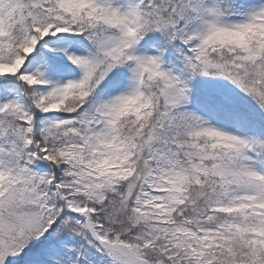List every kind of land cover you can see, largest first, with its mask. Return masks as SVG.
I'll return each instance as SVG.
<instances>
[{"label":"snow or ice","instance_id":"6c2138e0","mask_svg":"<svg viewBox=\"0 0 264 264\" xmlns=\"http://www.w3.org/2000/svg\"><path fill=\"white\" fill-rule=\"evenodd\" d=\"M0 264H264V0H0Z\"/></svg>","mask_w":264,"mask_h":264}]
</instances>
